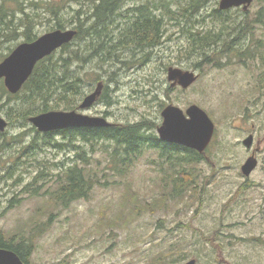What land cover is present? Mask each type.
Segmentation results:
<instances>
[{"label":"rangeland","instance_id":"rangeland-1","mask_svg":"<svg viewBox=\"0 0 264 264\" xmlns=\"http://www.w3.org/2000/svg\"><path fill=\"white\" fill-rule=\"evenodd\" d=\"M176 1L169 0V4ZM218 2L207 4L197 18L209 25ZM139 3L129 1L122 10ZM261 8L264 0H253L246 11L231 9L223 17L249 24ZM176 24L169 23L160 45L136 54V63L120 68L102 64L95 69L98 81L107 86L110 104L104 99L81 113L104 117L113 124L143 121L149 126L147 133L156 136L166 106L185 112L195 105L214 124L202 161L185 165L183 154L160 159L158 151L145 148L129 171L120 175L111 151L104 150L108 143L79 142L77 146L82 147H76L75 153L41 144L36 159L17 163L14 180H7L6 166L19 149L11 146L24 144L32 135L19 123L7 127L6 136L0 138V232L6 238L16 236V241L31 240L30 264H181L190 260L196 264H264V33L256 25L246 26L249 34L242 44L251 58L232 56L223 67L202 65L195 71L182 49L186 45ZM47 26L43 20L39 32ZM168 68L194 72L198 78L186 89L171 87ZM16 135L19 141L11 142ZM248 136L253 137L249 149L242 144ZM257 150L258 165L245 178L241 166ZM37 161L43 166V191L54 186L63 166L83 167L87 174L93 171L98 184L86 198L67 206L55 205L41 193L30 196L21 184L39 173H33ZM181 170L193 176L195 194L166 200L161 196L162 179L178 177ZM10 201L16 205L5 211Z\"/></svg>","mask_w":264,"mask_h":264},{"label":"trees","instance_id":"trees-1","mask_svg":"<svg viewBox=\"0 0 264 264\" xmlns=\"http://www.w3.org/2000/svg\"><path fill=\"white\" fill-rule=\"evenodd\" d=\"M129 1L141 3L123 12L125 3ZM211 1L214 0H179L170 5L169 0H0V62L17 45L23 42L31 43L43 33L68 28L76 31L70 43L35 65L32 74L18 93H8L2 80L0 81V115L7 118V127L19 123L23 128L28 127L32 133L30 139L23 141L24 144L15 142L20 139L18 135L23 136L25 133L17 132L18 135L13 137L15 139L11 142L15 145L11 147L18 145L19 149L17 156L10 162L12 165L6 166L4 178L14 180L17 163L24 158L36 159L35 154L41 152L43 147L75 153L76 147H82L77 146L79 142L83 145L108 143L104 150L111 151V159L119 166L115 169L120 175L129 171V167L145 148L158 151L160 159L179 153L181 156L183 154L182 162L185 165L200 163L202 155L162 143L155 135L147 133L149 126L143 121L106 128L39 133L29 123V119L51 111L78 110L82 99L99 83L95 69L106 64L120 68L122 65L136 63V54H146L147 50L160 45L167 28L171 26V21L177 22L176 27L186 45L182 49H185V55L190 59V66L195 71L201 70L202 65L223 67L232 56L240 60L251 58L253 55H249V50L242 44L249 34L246 26L256 25L264 33V8L255 13L249 24L238 21V18L229 21L223 17L229 10H214V18L208 25L204 20H199L197 15ZM43 20L48 26L41 33L38 27ZM128 52L130 54L123 56ZM221 59L226 62L222 64L219 61ZM240 63L243 64V61ZM87 69L91 71L84 73ZM88 73L93 76H88ZM106 89L105 85L98 102L105 99L109 105V97L105 95ZM5 136V131L0 133V138L4 139ZM41 144L44 146L41 147ZM81 159L77 156V160ZM180 159L181 157L177 158L178 161ZM37 163L39 164L33 173H39L32 176L28 182H20L21 186L24 193L28 192L30 196H38L41 193L40 195L48 196L55 205L67 206L86 198L90 190L98 184L93 171L87 174L83 167L79 169L77 166H63L62 174L56 176L54 186H49L43 191L45 176L40 169L43 166L40 162ZM177 176H166L171 178L170 183L166 177L162 179L164 189L161 196L166 200H179L195 194L193 176L185 170L178 172ZM85 178L89 181L85 182ZM20 180L18 178L17 182ZM15 205L16 201L8 202L5 211ZM15 237L6 238L0 232V249L10 250L24 264H30L33 249L31 240L16 241Z\"/></svg>","mask_w":264,"mask_h":264},{"label":"water","instance_id":"water-1","mask_svg":"<svg viewBox=\"0 0 264 264\" xmlns=\"http://www.w3.org/2000/svg\"><path fill=\"white\" fill-rule=\"evenodd\" d=\"M253 0H219L220 11L231 8H242L246 11ZM76 35L72 29L55 30L39 36L31 43H20L12 52L0 62V81L10 94L20 91L23 84L28 80L35 65L70 43ZM198 78L194 72L183 71L177 68H168L167 81L171 87L179 86L186 89ZM103 84L99 82L94 90L87 94L78 106L79 111L91 108L101 95ZM162 124L157 129L161 142L184 147L203 154L209 145L213 133L214 124L207 114L195 105L190 106L183 112L177 107L168 105L161 113ZM29 123L39 133L56 132L65 129L79 128H106L112 124L103 117L84 115L76 110L51 111L33 116ZM7 128L6 120L0 116V133ZM247 149L253 144V137L248 136L243 142ZM257 159L252 155L241 166V173L245 178L257 167ZM0 264H24L12 251L0 249ZM185 264H196L190 260Z\"/></svg>","mask_w":264,"mask_h":264},{"label":"flooded vegetation","instance_id":"flooded-vegetation-1","mask_svg":"<svg viewBox=\"0 0 264 264\" xmlns=\"http://www.w3.org/2000/svg\"><path fill=\"white\" fill-rule=\"evenodd\" d=\"M103 89H104V88H103ZM93 106H94V105H93ZM93 106H92V107H93ZM92 107H91V108H92ZM91 108H89V109H91ZM89 109H88V110H89ZM161 113H162V112H161ZM160 115H161V114H160ZM105 119H106V118H105ZM106 120H107V119H106ZM111 124H112L113 126H114V125H121V124H113V123H111ZM161 124H162V123H161ZM161 124H160L159 126H157V127H156V125H155V127H156V130H155V131H156V132H155V133H156V137L158 136V134H157V129L161 126ZM152 127H153V126H152ZM158 140H159V139H158ZM162 143H165V142H162ZM166 144H168V143H166ZM168 145H171V144H168ZM257 152H258V150H257L255 153H254V152L251 153V156L253 155V156L257 159ZM257 161H258V160H257ZM194 261H195V260H194ZM185 263H187V262H184V263H181V264H185ZM195 263H196V261H195Z\"/></svg>","mask_w":264,"mask_h":264},{"label":"bare ground","instance_id":"bare-ground-1","mask_svg":"<svg viewBox=\"0 0 264 264\" xmlns=\"http://www.w3.org/2000/svg\"><path fill=\"white\" fill-rule=\"evenodd\" d=\"M141 38V37H140Z\"/></svg>","mask_w":264,"mask_h":264}]
</instances>
